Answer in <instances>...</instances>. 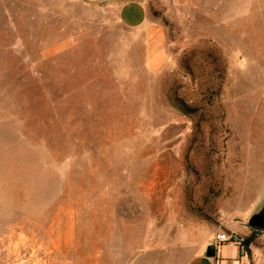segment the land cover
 I'll list each match as a JSON object with an SVG mask.
<instances>
[{"label": "rangeland", "instance_id": "1", "mask_svg": "<svg viewBox=\"0 0 264 264\" xmlns=\"http://www.w3.org/2000/svg\"><path fill=\"white\" fill-rule=\"evenodd\" d=\"M104 6L0 0V264H264V0H150L156 70Z\"/></svg>", "mask_w": 264, "mask_h": 264}, {"label": "crops", "instance_id": "2", "mask_svg": "<svg viewBox=\"0 0 264 264\" xmlns=\"http://www.w3.org/2000/svg\"><path fill=\"white\" fill-rule=\"evenodd\" d=\"M104 3V10L113 12L117 21L126 29L143 35L147 50V63L153 69L160 68L165 61L163 29L149 19L150 0H96ZM190 1V0H181ZM230 235L248 236L250 229L244 224L226 223L222 228H215L206 241L203 250L188 264H251V253L241 242H223L216 247V235L220 232ZM209 245L215 246V254H206Z\"/></svg>", "mask_w": 264, "mask_h": 264}, {"label": "water", "instance_id": "3", "mask_svg": "<svg viewBox=\"0 0 264 264\" xmlns=\"http://www.w3.org/2000/svg\"><path fill=\"white\" fill-rule=\"evenodd\" d=\"M247 223L251 228L264 231V203L261 205V207L258 209L257 212H255L253 215H251L249 217ZM206 254L208 256L214 255L215 254V246L209 245L207 247Z\"/></svg>", "mask_w": 264, "mask_h": 264}, {"label": "built area", "instance_id": "4", "mask_svg": "<svg viewBox=\"0 0 264 264\" xmlns=\"http://www.w3.org/2000/svg\"><path fill=\"white\" fill-rule=\"evenodd\" d=\"M244 241V237L237 235V234H233L230 235L227 232H220L216 235V247L219 246L220 243L223 242H241L243 243Z\"/></svg>", "mask_w": 264, "mask_h": 264}, {"label": "trees", "instance_id": "5", "mask_svg": "<svg viewBox=\"0 0 264 264\" xmlns=\"http://www.w3.org/2000/svg\"><path fill=\"white\" fill-rule=\"evenodd\" d=\"M254 231L257 232V231H259V229H253V232ZM253 237H254V235L252 234L249 237L244 238V241H243V245H244L245 249L248 251V253H250L249 245L252 242Z\"/></svg>", "mask_w": 264, "mask_h": 264}]
</instances>
